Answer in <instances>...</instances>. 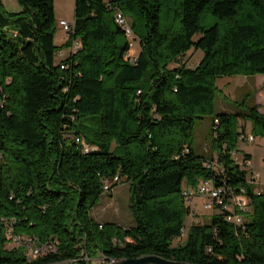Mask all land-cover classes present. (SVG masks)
I'll return each instance as SVG.
<instances>
[{
    "label": "trees",
    "instance_id": "16d2710c",
    "mask_svg": "<svg viewBox=\"0 0 264 264\" xmlns=\"http://www.w3.org/2000/svg\"><path fill=\"white\" fill-rule=\"evenodd\" d=\"M18 1L22 10L11 12L0 0V264H28V248L9 245L10 227L55 244L34 264H85L99 254L264 264V191L254 192L233 155L240 119L264 137V113L259 105L215 111L219 77L264 74V0H76L64 46L78 39L81 47L60 61L54 0ZM117 11L140 40L134 61ZM206 12L217 16L209 27L201 23ZM193 48L204 55L190 67L181 58ZM208 115L212 158L193 146L195 123ZM214 158L223 170L205 165ZM117 175L129 185V227L92 215L118 187L103 189ZM208 178L217 187H248L245 222L237 226L215 207L210 223L193 222L183 236L184 187Z\"/></svg>",
    "mask_w": 264,
    "mask_h": 264
},
{
    "label": "rangeland",
    "instance_id": "374dc122",
    "mask_svg": "<svg viewBox=\"0 0 264 264\" xmlns=\"http://www.w3.org/2000/svg\"><path fill=\"white\" fill-rule=\"evenodd\" d=\"M6 9L11 12H19L22 5L18 0H2ZM56 16L55 43L63 46V54H57L56 60L60 61L70 54V47L64 46L71 40V33L64 30L60 25L61 20L74 25L76 0H54ZM129 18V17H128ZM217 21V16L206 12L201 17V23L205 27L213 25ZM201 33L195 36L198 39ZM140 50V40L137 38L133 42L132 55H137ZM60 51V52H61ZM59 52V53H60ZM204 53L201 49L188 51L181 61H188L190 67H195L202 59ZM216 113L220 112H240L246 113L248 108L259 105V110L264 113V74L257 75H234L221 76L217 79ZM212 121L213 115H208L204 119L197 120L193 131V146L198 154L212 158L217 155L212 147ZM245 129L247 135H252V121L250 119H240V130ZM94 132L100 130L99 122H95L91 128ZM90 134L84 129L83 134ZM252 154L249 168L260 176V182L264 184V137H255V141L240 140L236 160L241 162L244 154ZM251 178L250 174L248 175ZM260 187V186H258ZM208 197L196 194L193 201H187L190 212L185 215L186 224L189 225L193 218L198 217L202 223H210L213 215L219 209L208 207ZM93 217L99 222L114 221L120 225L129 227L135 224L133 214L130 210V191L127 182L121 180L112 195L103 194L98 205L93 208ZM247 214L244 213V216ZM249 216V215H248ZM180 242L175 239V245ZM101 254L89 259L85 264H99ZM69 262V261H68ZM81 264V263H78Z\"/></svg>",
    "mask_w": 264,
    "mask_h": 264
},
{
    "label": "built area",
    "instance_id": "2783aa9c",
    "mask_svg": "<svg viewBox=\"0 0 264 264\" xmlns=\"http://www.w3.org/2000/svg\"><path fill=\"white\" fill-rule=\"evenodd\" d=\"M116 22L124 28L126 32V36L130 41L131 49L129 50L127 54V58L132 59L133 61L136 59L137 55H132V46L133 42L135 40V34L133 32L131 21L130 19L122 12L117 11L116 15ZM60 25L62 28L70 33L74 31V25L67 22L66 20H61ZM81 42L78 39H75L72 43V46L70 47L71 52H75L76 50L80 49ZM62 55V52L59 53ZM215 129L217 128L219 124V119H215ZM217 135V133H215ZM240 140H248V141H255L254 135H247L245 131H241L239 135ZM80 141V139H77ZM94 146H86L85 151L88 152L90 150L95 149ZM238 154V151H233V155L236 158V155ZM251 158L248 159L246 157H243L242 161L240 162L241 167L246 171V182L253 187V190L256 194H260L264 191V184L260 182V176L258 174H255L252 170V168H249ZM205 165L209 168H213L216 170H223L219 164L216 158L212 160L206 161ZM250 174L251 178L248 177ZM121 181V178L117 175L114 177V179L106 180L104 183V191L105 193H108L112 190L113 184L119 183ZM260 186V187H258ZM184 196L187 201H193V198L196 194L203 195L208 197V207H218L220 210L228 211L229 213L226 215L227 220L234 223L235 225H243L245 222V216L244 213L248 211L251 199L248 193V187L242 186L240 187V190L235 189L233 187L227 186V187H217L214 184V180L212 178L208 179H201L197 186H185L184 187ZM199 218L195 217L191 221L189 225H186V227L182 230V235L185 236L188 233L189 227L193 222H198ZM7 238L9 239V245L19 246L24 245L29 250V256H28V264H34L33 261L39 257L40 255L52 250L56 251V246L53 244V242H47V243H39L37 240H35L33 237L29 236H22L15 234L13 232V228L10 227L7 230ZM88 261L91 260V258H88ZM99 264H110L118 261V259L114 257H106L101 254V257L98 259ZM75 261V260H73ZM70 262V261H69ZM76 262V261H75ZM76 264H78L76 262Z\"/></svg>",
    "mask_w": 264,
    "mask_h": 264
},
{
    "label": "water",
    "instance_id": "95a60500",
    "mask_svg": "<svg viewBox=\"0 0 264 264\" xmlns=\"http://www.w3.org/2000/svg\"><path fill=\"white\" fill-rule=\"evenodd\" d=\"M47 264H76V262L75 261H70V262L60 261V262H52V263H47ZM110 264H192V263L170 260L160 255L149 254V255H144V256L135 257V258L121 259V260H118Z\"/></svg>",
    "mask_w": 264,
    "mask_h": 264
},
{
    "label": "crops",
    "instance_id": "0c3cea01",
    "mask_svg": "<svg viewBox=\"0 0 264 264\" xmlns=\"http://www.w3.org/2000/svg\"><path fill=\"white\" fill-rule=\"evenodd\" d=\"M61 52H63V50H62ZM139 52H140V50H139ZM139 52L137 53V55L139 54ZM62 54H63V53H62ZM245 154H250L251 157H252V154H251V153L246 152Z\"/></svg>",
    "mask_w": 264,
    "mask_h": 264
}]
</instances>
